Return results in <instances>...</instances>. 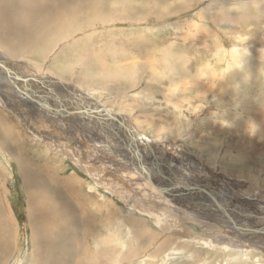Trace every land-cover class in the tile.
Here are the masks:
<instances>
[{"label": "rangeland", "instance_id": "rangeland-1", "mask_svg": "<svg viewBox=\"0 0 264 264\" xmlns=\"http://www.w3.org/2000/svg\"><path fill=\"white\" fill-rule=\"evenodd\" d=\"M154 1L147 2L140 21H108L110 29L106 32L100 29L104 21L97 12L94 14L95 10L85 12L79 20L67 25L72 32L75 28L73 36L80 34L77 45L72 40L61 42L50 54L54 56L48 58L27 52L25 59L11 57L0 46V61L9 62L13 69L10 70L22 76L28 73L48 82L47 87L53 96L45 87L37 88L32 82L29 85L32 84L39 96L30 92L25 84L17 83L16 88L9 83L8 75L0 72V99L11 108H6L0 101V130H6V135L0 137V207L9 217L0 218V227L4 226L1 230H10L7 231L9 238L4 235L6 232H1L4 234L0 238H7L11 243L5 250L1 238L0 248L4 249L0 250V264H264V110L259 106L264 103V0ZM160 3L162 5H158ZM94 19L97 20L93 23L97 24L94 30L98 29L94 36L97 44L90 41L82 47L86 43L85 33L93 28L83 23ZM237 36L245 37L248 43H236ZM115 39H121L115 47L123 56L104 55L107 65L115 68L123 63L128 76L137 68L140 71L137 72L138 82H141L139 87L130 89L122 85V93L118 96L116 85L110 86V92L98 89L95 93L82 87L80 83L86 79L79 75L80 71L76 72V77L72 76L73 79L68 77L72 82L62 79L68 74L61 67L62 63L68 65L79 57L81 60L86 58L87 50L96 55L100 47L109 46V41ZM12 45L11 42L9 47ZM247 48L249 56L245 51ZM167 52L169 57H165ZM91 60L85 59L84 62L88 65ZM241 62L245 64L243 72L235 71ZM176 65L178 69L171 72L170 67ZM227 73L231 74L226 78ZM96 75L86 77L92 80ZM51 91L59 96H54ZM83 104L87 108H94L97 104L122 113L121 117L139 134V139L143 137L145 140V145L141 142L139 145L147 165L153 167L148 148L151 145L155 154L166 153L164 159L168 163L175 161L178 170L174 175L178 179L181 176L177 174L184 172L185 168L194 173L197 171L196 177L191 179L207 184L205 187L211 185L233 219L221 214L211 198L201 195L199 190L193 195L189 190V197L185 195V199L182 195L181 198L174 195V192L179 193L175 189L166 192L142 189V185L136 184L137 178H142L128 158L131 150L127 137L104 114L99 120L69 114L83 109ZM18 112L20 115L29 112L27 117L32 123L36 122L35 125L20 118ZM249 119L260 126L256 137L247 134ZM222 120H227L233 127H224L220 123ZM36 126L40 128L39 132H36ZM69 139L78 143V148L74 146L76 152H73L72 145L69 146ZM57 150L67 151L75 158L80 155L93 165L112 167V171L118 169L116 174L119 177V172L126 179L134 177L136 189L141 186L139 191L143 197L153 193L158 200L151 208L161 210L174 223L165 216L166 220L159 219L150 210L146 214L140 213L131 206V199L123 196L121 191H113L118 185L112 184L111 191L100 186L88 172ZM160 154L156 156L160 157ZM22 164L35 169L44 180L49 175H56L54 189H60L58 183L64 184L63 189H75L73 192L67 189L72 195L66 190L62 193L65 200L67 197L77 206H71V211L77 212V223L72 224L69 218L64 220L62 216L58 218L56 205H43L49 215L46 217L41 212L35 235L28 214L29 197L37 196L40 191L25 188L20 172ZM165 174L166 177L169 175ZM184 175L188 174L184 172ZM184 182L190 185L189 178L186 177ZM45 183L48 187V180ZM104 213L107 219L103 218ZM232 221H236L240 228L233 229ZM246 228L247 231L253 229L254 234L243 233L247 232ZM202 236L207 241H203ZM211 239L219 245L210 244ZM37 240L42 249H46V254Z\"/></svg>", "mask_w": 264, "mask_h": 264}, {"label": "bare ground", "instance_id": "bare-ground-1", "mask_svg": "<svg viewBox=\"0 0 264 264\" xmlns=\"http://www.w3.org/2000/svg\"><path fill=\"white\" fill-rule=\"evenodd\" d=\"M150 0H0V46L6 50L7 54H10V56H20L22 57V59H25L24 57L26 56V52L27 53H33V54H40L41 56H45L46 58L50 57V56H54V55H50L52 54L53 51H55V49L58 47V45H60L59 43L61 42H65V41H70L72 40V42L74 41L75 45H77V41H79V36L80 34H77L75 36H73L75 28L72 29L73 32L71 30L67 29V25H69V22L71 21H77L80 18V15H83L85 12H88L90 10H95L94 14L99 15V18L103 19L104 21V26L107 27H101L100 29L102 31H109L110 29V24L108 23V21H113V20H117L118 23H123L125 21H140L141 17V11L145 10L146 8V4L147 2H149ZM156 1V0H155ZM154 1V2H155ZM158 3V2H157ZM158 5H162L161 3ZM138 7V9H137ZM166 7V6H165ZM151 9V8H150ZM97 12V13H96ZM138 13H140L138 15ZM155 14V13H154ZM97 15V16H98ZM153 14H151L152 16ZM155 17V16H154ZM98 18V17H97ZM139 18V20H138ZM148 18V17H145ZM92 19V18H91ZM100 19V20H101ZM97 20L94 19V21H90V22H84L83 24L85 26H90L93 27L91 30H89L87 33H85L86 35V43L83 44L82 47H86L87 44H91L92 43H96L95 39L96 37L95 34L98 33V29L96 28L94 30V26H96L97 24L93 25V23H96ZM100 24V23H99ZM102 24V25H103ZM78 27V26H77ZM117 27V24L115 25V28ZM114 29V28H113ZM86 31V30H85ZM79 33V31H78ZM82 34V33H81ZM109 37V36H108ZM91 38V39H88ZM121 40V39H120ZM120 40H114V41H109V46H103L100 47V51L98 54L94 55L92 54L90 51L87 50L88 55L86 56V58H83L81 60V58L77 57L78 60L76 62H70V64L67 65V63H62L61 67H63L65 73H68L66 76H62V79L65 81H70L72 82V80H70L69 78H71L72 76H75L78 72L80 71V76L85 77L86 81H82L80 83V85L86 89H92V91L95 93L96 91H98V89L101 90H105L110 92V86L111 85H116L118 88L116 90L117 95L119 96V94H121V86L123 85V88L126 86L127 88H134V87H139V85L141 84V82H138V78L139 75H137V72H140L139 70L137 71V68H135V72L133 74H130V76L127 75V71H125L124 65L123 63L121 64H117L115 68H113L111 65L108 66L107 62L105 60L104 55L107 57L108 55L112 56L113 58H118V57H122L121 53H119V48L115 47V43L116 44H120ZM108 41V40H107ZM106 41V42H107ZM13 43L12 48L9 47L10 43ZM67 43V42H66ZM97 44V43H96ZM102 44V43H101ZM69 45V44H68ZM73 47H75V45L72 43ZM69 45V46H72ZM85 45V46H84ZM95 45V44H94ZM96 46V45H95ZM117 46V45H116ZM24 48V49H23ZM66 48V47H65ZM61 49V48H60ZM58 50V49H57ZM107 50V51H106ZM60 51V50H59ZM104 51V52H103ZM106 51V52H105ZM65 52V51H63ZM62 52V53H63ZM21 53V54H20ZM24 53V54H22ZM58 53V52H57ZM129 53V52H127ZM124 54V53H123ZM137 55V54H136ZM8 56V57H10ZM10 57V58H11ZM56 57V56H55ZM165 57H169L168 52L165 54ZM137 57H134L133 59H135ZM164 58V57H163ZM12 59V58H11ZM85 59H92L91 62L87 65L85 61ZM167 59V58H165ZM27 60V59H26ZM168 60V59H167ZM134 62V61H133ZM9 62H5V61H0V72L5 73L6 76L8 75L9 78V83L13 84L15 86V84H25V86L27 88H29L30 92H34L35 95L39 96V94H36L37 91H35L32 88V84L35 85L37 88L38 87H45L44 89L46 90V92L50 93L49 89H48V82H45L43 79L36 78L30 75H20L17 72H13L11 70H13L10 66L8 65ZM13 63V62H12ZM35 63V62H34ZM136 63V60H135ZM134 63V66H136ZM150 65L154 64L152 62V60L149 62ZM152 63V64H151ZM149 65V64H148ZM92 66H94L92 68ZM78 67H81L80 70H77ZM43 68V67H41ZM11 69V70H10ZM28 69V67H27ZM39 69V68H38ZM46 69V68H45ZM155 69V68H154ZM178 69L177 65L176 66H171L170 67V71L175 73V71ZM77 70V71H76ZM24 71V70H23ZM142 71V70H141ZM33 72V71H32ZM31 72V73H32ZM3 74V75H5ZM18 74V75H17ZM36 74V73H34ZM43 74V73H42ZM55 74V73H54ZM91 74H97L96 77L94 79H87V75H91ZM20 75V77H19ZM21 76L24 78H21ZM51 76V75H50ZM69 77V78H68ZM76 77V76H75ZM12 78V79H10ZM74 77H72L73 79ZM53 80V79H52ZM84 80V79H83ZM128 80H130V82L128 83ZM31 85H29V83H31ZM215 85V84H214ZM19 86V85H17ZM17 86H15L16 88H18ZM198 87V86H197ZM214 87V86H213ZM20 88V87H19ZM215 88V87H214ZM42 89V88H41ZM126 89V88H125ZM19 90V89H18ZM80 90V89H79ZM129 90V89H128ZM134 90V89H132ZM25 92V91H24ZM43 92V91H42ZM52 92V91H51ZM126 92V91H125ZM130 92V91H128ZM23 93V91H22ZM45 93V92H44ZM100 93V92H99ZM52 94H54V96H59L55 93L52 92ZM88 94V93H87ZM101 94V93H100ZM28 95V94H27ZM48 95V94H47ZM51 95V93L49 94ZM52 96V95H51ZM88 96V95H87ZM28 97V96H27ZM42 97V96H41ZM53 97V96H52ZM84 98V97H83ZM48 99V98H47ZM90 100V99H89ZM0 101L2 102V104L4 106H6V108H9L11 110V108L6 104V102L2 101L0 99ZM12 101V100H11ZM15 101V100H14ZM91 101V100H90ZM21 102V101H20ZM35 102V101H34ZM45 102V101H44ZM71 102V101H70ZM14 103V102H13ZM16 103V102H15ZM59 103V102H58ZM63 103V102H62ZM34 104V103H33ZM40 104V103H39ZM65 104V103H64ZM47 105V104H45ZM44 105V106H45ZM84 105V104H83ZM93 105V104H92ZM41 106V105H40ZM175 106V105H174ZM36 107V106H35ZM74 109L76 108L73 105ZM91 107V106H90ZM49 108V107H48ZM56 108V107H55ZM102 107H98L97 104H95L94 108H87L83 107V109L81 110H76V111H70L69 114L74 115V114H78L77 111H84L86 110L87 112H91L92 114L96 111L99 110ZM47 109V108H46ZM53 109V108H52ZM23 110V109H22ZM33 110V109H32ZM35 110V109H34ZM41 110V109H40ZM50 110V109H49ZM13 111V109H12ZM25 111V110H24ZM23 111V112H24ZM53 111V110H52ZM106 112V109L100 110V114L98 115V118H102V114H104ZM111 111V109H110ZM177 111V110H176ZM15 112V110H14ZM51 112V111H50ZM16 113V112H15ZM21 113V112H20ZM27 113V112H26ZM23 113V115H20L19 112V116L20 118L24 119V121H27L28 123H31V125H35V123H32L31 119H29L27 117V115H29L30 113L28 112L27 114ZM35 113V112H34ZM112 115H110L109 117L113 120V122L115 123V125L117 126V129L121 131V133L123 135H125V137H127V139L129 140L130 144V150H131V154H129L128 157L131 164L134 166V171H136V173L143 179H139L137 178L136 184H140L142 185V189H157L155 185L157 186H161L164 187V189H175L176 191H179V193H175L174 195L179 196L180 198L183 196V198H187L189 197V189H191V193L190 195H193L197 192L196 189H204V191H202V193H200L201 195H208L211 200L213 201L215 208L217 210L222 211L221 214H224V216H226L229 219H233V217H229L230 214L232 213H227V208L224 207L222 205V203L219 201V198H217L215 190L213 189V187L211 185L208 184L207 187H205V185H203L202 183L196 181V180H192L191 177H196V173H194V171H190L188 168L184 169V172L188 175H184V172H182L181 174L178 173L177 175H180L181 179H178L179 177L174 175V173L176 172L175 170H178L177 167L175 166V161L171 163H168L167 160L164 159V156H166V153H159L157 152L156 154H160L161 156L158 158L155 154V152L152 150V148L149 146L148 142H146V144L149 146H147L149 148V155L152 157L150 159H152V162L150 164H153V167H150V165L147 163H145V159L144 158V152L142 153L139 142H141L140 144L145 145L144 144V138L142 137L141 139H139V134L135 131L132 130L133 128L131 127V125L129 124V122L127 120H124L121 115L119 113H115L112 112ZM17 114V113H16ZM26 114V115H25ZM32 114V113H31ZM47 115V114H46ZM56 115V114H55ZM64 115V114H63ZM66 115V114H65ZM70 115V117H71ZM105 115V114H104ZM35 116V115H34ZM59 116V114H58ZM81 116V115H79ZM124 116V115H123ZM126 116V115H125ZM124 116V117H125ZM37 117V116H35ZM47 117V116H46ZM50 117V115H49ZM52 117V116H51ZM54 117V116H53ZM57 117V116H56ZM93 118V117H92ZM210 118V117H209ZM36 119V118H35ZM94 119V118H93ZM108 119V118H107ZM20 120V119H19ZM58 120V119H57ZM99 120V119H98ZM94 121V120H93ZM137 121V120H136ZM39 122H44V121H39ZM110 122V121H109ZM26 123V122H25ZM139 123V122H138ZM27 124V123H26ZM41 124V123H40ZM43 124V123H42ZM41 124V125H42ZM133 124V123H132ZM140 124V123H139ZM142 124V123H141ZM32 125V126H33ZM40 125V127H41ZM112 125V124H111ZM38 126V125H37ZM35 127L36 132H39L38 127ZM140 126V125H139ZM28 127V126H27ZM44 127V126H43ZM47 127V126H46ZM110 127V126H109ZM62 128V127H61ZM2 130H0V137H3L6 135V130L1 128ZM28 129V128H27ZM44 129V128H43ZM20 133V132H19ZM49 133V132H48ZM54 133V132H53ZM57 133V132H56ZM34 134V133H33ZM37 134V133H36ZM100 134V133H99ZM69 134H67L66 136H68ZM75 135V134H74ZM73 135V138H74ZM80 135V133H79ZM121 136V135H120ZM33 137V136H32ZM46 137V136H45ZM53 137V136H52ZM55 137V136H54ZM57 137V136H56ZM78 137V136H77ZM12 138V137H11ZM42 138V137H41ZM39 138V139H41ZM51 138V137H50ZM59 138V137H58ZM36 139V138H35ZM61 139V138H60ZM75 139V138H74ZM74 139H69V146L72 148L77 147L76 145L78 144L77 142H75ZM56 140V139H54ZM54 140L52 141L54 143ZM29 141V140H28ZM42 141V140H41ZM47 141V140H46ZM77 141V140H76ZM88 141V140H87ZM96 141V140H95ZM25 142V141H24ZM44 142V141H43ZM79 142V141H78ZM89 142V141H88ZM67 143V142H66ZM124 143V142H123ZM56 144V143H55ZM58 144V143H57ZM81 144V143H79ZM44 145V144H43ZM141 145V146H142ZM48 146V145H47ZM55 146V145H54ZM59 146V145H58ZM86 146V145H85ZM109 146V145H108ZM129 146V145H128ZM62 147V146H61ZM93 147V146H92ZM18 148V147H17ZM53 148V146L51 147ZM78 148V147H77ZM128 148V147H127ZM19 149V148H18ZM50 149V148H49ZM54 149V148H53ZM70 151V148H68ZM84 149V148H83ZM136 149L138 151H136ZM76 148H74L73 152L75 151ZM87 149H85L84 152H86ZM93 150V149H92ZM126 150V149H125ZM57 151H61L62 153H64L66 156H68L69 158L72 159L73 162H75L77 164V166H79L82 170H85L86 172L89 173L90 176L93 177L94 181L96 183H98L100 186H103L106 189H111V185L115 184L118 185V187L113 190V191H121L122 194H124L123 196H127L128 199L132 200V205L134 206L133 208L137 209L140 213H148L150 211H153L157 214L159 219H170V222L172 221L174 223V220L172 218H170V216H165V213H163L161 210H155L154 208H151L153 206H155L157 204V201L152 194L147 195L145 197H143L140 194V187L139 190L136 189V185L134 184V177H130V179H126V177H122L121 173L120 177L116 174L118 169L114 171H112V167H108V166H103L102 164L99 165H93V163L91 164V162L89 160H87L86 158L81 159L79 156L80 155H76L77 158H75L74 155L68 153L67 151H62V150H57ZM56 151V153H57ZM101 151V148H100ZM60 152V153H61ZM72 152V150L70 151ZM117 152V151H116ZM126 152V151H125ZM103 153V152H102ZM101 153V154H102ZM63 154V155H64ZM75 154V153H74ZM96 154V152H95ZM124 154V153H123ZM171 154V153H170ZM97 155V154H96ZM122 155V154H121ZM175 155V154H174ZM98 156V155H97ZM96 156V157H97ZM118 156V155H117ZM74 159H73V158ZM124 157V156H123ZM91 158V157H90ZM103 158V157H102ZM188 158V157H187ZM186 158V159H187ZM111 159V158H109ZM108 159V160H109ZM181 159V157H180ZM126 160V159H125ZM128 160V159H127ZM160 160L165 161V163H162ZM103 161V160H102ZM119 161V160H118ZM117 161V162H118ZM96 162V161H95ZM189 162V161H188ZM120 163V162H119ZM75 164V165H76ZM85 164V165H83ZM171 164V165H170ZM190 164V163H189ZM114 167H117V164H112ZM183 165V164H182ZM21 169L20 172L23 176L24 179V184H25V188L26 189H38L40 192H38L37 196H31L29 197V203H30V207H29V220L32 224L33 230L35 235H37L38 232H36V227H37V223L41 221V217H39V215L41 214V212L47 217L48 212L46 210H44L43 205L44 206H49L50 204L56 205V216H62L65 217L63 218L64 220H68L67 218H69V221L72 222V224L77 223V220L75 218H77V212H72L71 211V206H75V208H77V206L66 197L65 200V195L62 193V191L67 189H71L72 192L73 188H67V189H63L64 184L58 183L57 187L60 189H54V185L56 184V175L52 174L49 175L47 177L46 180H48L49 182V186L47 187L45 181L43 179L42 176H40L35 169H29L26 168L23 164L20 165ZM179 166V163H178ZM184 166V165H183ZM191 166V165H190ZM161 167V168H160ZM179 168V167H178ZM182 168V167H181ZM56 171V170H55ZM57 172V171H56ZM92 172H96L95 174H93ZM139 172V173H138ZM192 172V173H191ZM165 173H169V175L166 177ZM199 173V172H198ZM201 173V172H200ZM133 174V173H132ZM135 174V173H134ZM157 174H159V178H157ZM165 174V175H164ZM171 174V175H170ZM194 175V176H191ZM200 175H204V174H200ZM54 176V177H53ZM126 176V175H125ZM199 176V175H198ZM201 176V177H202ZM189 178L190 181V185L186 184V182H184L185 178ZM157 178V180H156ZM204 179V178H202ZM200 179V180H202ZM208 179V178H207ZM141 180L144 182L141 183ZM206 180V179H205ZM78 181V180H77ZM161 181H163V184L161 183ZM140 182V183H137ZM207 182V181H206ZM150 185V186H149ZM99 186V187H100ZM109 186V187H108ZM152 187V188H151ZM65 188V187H64ZM113 188V186H112ZM215 188V187H214ZM250 188V187H249ZM109 189V190H110ZM164 189H158L160 192H162V190L164 192L169 191V190H164ZM216 189V188H215ZM111 191V190H110ZM72 192H66L68 195H72ZM114 193V192H113ZM143 193V192H142ZM151 193V192H150ZM173 192H170V194ZM229 192H227L228 194ZM118 194V193H117ZM130 194H132L133 196H131ZM166 194V193H165ZM232 194V193H231ZM182 195V196H180ZM187 197H186V196ZM199 195V194H198ZM230 194H228V198L231 199V197L229 196ZM41 196H44L43 198ZM148 196L149 199H148ZM41 197V198H40ZM169 197V196H167ZM233 197V196H232ZM40 198V199H39ZM124 198V197H123ZM182 198V199H183ZM223 199V198H222ZM131 200H129L131 202ZM141 200H143L142 202H140ZM169 200V199H168ZM172 200V199H171ZM170 200V201H171ZM234 200V199H233ZM239 200V199H238ZM150 201H152L153 203H151ZM228 202V201H227ZM237 202V201H236ZM239 202V201H238ZM172 203V202H171ZM234 203V202H233ZM240 203V202H239ZM249 203V201H248ZM138 204H144V205H138ZM217 204V205H216ZM231 205V204H230ZM144 207V208H141ZM229 206V204H228ZM65 207V208H63ZM141 208V209H140ZM214 208V207H213ZM236 208V207H235ZM38 209V212H37ZM140 209V210H139ZM230 209V208H229ZM64 210V211H63ZM210 210V209H209ZM99 212V210H97ZM54 212V211H53ZM219 212V211H218ZM55 213V212H54ZM43 215V216H44ZM49 215V214H48ZM89 215V214H88ZM106 213H104L103 218L107 219V217H105ZM107 215H109L107 213ZM214 215V214H213ZM236 215V214H235ZM241 215H243V213H241ZM244 215H246L244 213ZM53 216V215H52ZM165 216V218H163ZM216 216V215H215ZM54 217V216H53ZM182 217V215H181ZM223 217V216H222ZM0 218H7L8 214L6 212V210L4 209V211L1 210L0 207ZM49 218V217H48ZM56 218V217H54ZM59 218V217H58ZM57 218V220H58ZM61 219V218H60ZM89 219V218H88ZM165 219V220H166ZM54 221V219H52ZM56 220V219H55ZM180 220V219H179ZM178 220V221H179ZM161 221V220H160ZM176 221V222H178ZM264 221V220H263ZM2 222V221H1ZM8 222V221H7ZM4 223V222H2ZM172 223V224H173ZM229 223V222H228ZM240 223V222H239ZM60 224V222H59ZM169 224V223H168ZM170 223V227H173ZM179 224V223H178ZM232 228L233 229H238V227L240 226L236 221H232ZM1 225V224H0ZM5 225V223H4ZM64 225H67L66 223ZM7 226V225H6ZM43 226V225H42ZM53 226V224H52ZM74 226V225H73ZM167 226V225H166ZM243 226V225H242ZM264 226V225H263ZM4 227V226H3ZM2 226L0 227V233L1 232H6V236H8L7 231L9 229H7V231L2 229ZM10 227V226H7ZM6 227V228H7ZM54 227V226H53ZM56 227V226H55ZM90 227V226H88ZM175 227V226H174ZM261 227V226H260ZM79 227H77L78 229ZM240 228V227H239ZM243 229L245 227H242ZM85 229V228H84ZM177 229V228H174ZM242 229V230H243ZM261 229V228H260ZM12 230V229H11ZM57 230V229H56ZM87 230V229H86ZM166 230V229H165ZM173 230V229H172ZM187 231H189L188 229H186ZM248 230V228H246V231ZM10 231V230H9ZM78 231V230H77ZM174 231V230H173ZM186 231V232H187ZM253 229L250 228L249 231L247 232H243L247 235H252L253 233ZM59 232V231H58ZM239 232V231H237ZM242 232V231H241ZM190 233V232H189ZM188 233V234H189ZM0 234V235H2ZM12 234V233H11ZM62 234V232H61ZM186 234V233H185ZM34 236V234H33ZM64 236V235H63ZM76 236V235H75ZM209 236V235H208ZM12 237V235H11ZM36 237V236H35ZM34 237V240H35ZM46 237V236H45ZM71 237V236H70ZM79 237V236H78ZM184 237V235H183ZM203 237V236H202ZM2 238V237H1ZM0 238V240H1ZM9 238V236L7 237ZM5 240V238H2V241H4V247L5 250L10 248L11 243L9 242V239ZM38 238V236H37ZM36 238V239H37ZM59 238V237H58ZM214 238V237H213ZM249 238V237H248ZM197 239V238H195ZM200 239V238H199ZM250 239V238H249ZM11 240V239H10ZM203 241H207L205 240V237H203L202 239ZM210 241H213V239H211ZM1 242V241H0ZM38 243V240H37ZM35 244V243H34ZM39 244V243H38ZM63 244V243H62ZM210 244L217 246L219 244H217L215 241L211 242ZM217 244V245H216ZM40 245V244H39ZM41 246V245H40ZM60 246V245H59ZM8 247V248H7ZM39 247V246H38ZM49 248V247H48ZM54 248V247H53ZM4 249V248H0ZM40 250V247L38 248ZM42 249V246H41ZM44 249V250H43ZM43 253H45L44 251L46 250L45 248H43ZM66 249H68L66 247ZM41 251V250H40ZM39 252V251H38ZM37 252V253H38ZM2 253V251H1ZM42 253V251H41ZM46 254V253H45ZM2 255V254H1ZM0 255V256H1ZM48 256V255H47ZM65 256V255H64ZM35 257V256H34ZM40 258V257H39ZM55 259V258H54ZM65 259V258H64ZM63 259V260H64ZM41 260V259H40ZM39 260V261H40ZM62 260V259H61ZM54 261V260H53ZM59 262V261H58ZM69 262V261H67ZM45 263V262H44ZM43 263V264H44ZM64 263V262H62ZM21 264V263H20ZM41 264V263H40Z\"/></svg>", "mask_w": 264, "mask_h": 264}, {"label": "clouds", "instance_id": "clouds-1", "mask_svg": "<svg viewBox=\"0 0 264 264\" xmlns=\"http://www.w3.org/2000/svg\"><path fill=\"white\" fill-rule=\"evenodd\" d=\"M236 43L241 44V45H244V44H247L248 43V39H246L243 36H237L236 37ZM245 51L247 52V55L249 56L250 55L249 49L247 48V49H245ZM244 68H245V64L243 62H241L240 65H239V67L236 68V69H234V70L235 71L243 72ZM230 74L231 73H227L226 74V78ZM243 82L246 83L245 80H243ZM237 88H239V85H237ZM259 106L261 107L262 110H264V103L260 104ZM220 123L224 127H233V125L230 122H228L227 120H222V121H220ZM246 131H247V134L250 137H256L258 135V133L260 132V126L254 120L249 119L247 121Z\"/></svg>", "mask_w": 264, "mask_h": 264}, {"label": "water", "instance_id": "water-1", "mask_svg": "<svg viewBox=\"0 0 264 264\" xmlns=\"http://www.w3.org/2000/svg\"><path fill=\"white\" fill-rule=\"evenodd\" d=\"M103 109H106V112L104 111L105 112L104 114L106 116L112 115L111 111L109 109L105 108V107L100 108L99 110H96L93 114L91 112H87L86 110H84V111H77V113L78 114H81L82 116H85V117H95L96 119H98V115L101 113L100 110H103ZM136 151H138V150L136 149ZM155 186H156L157 189H164V187L157 186V185H155ZM164 190H169V191L171 190V191H173V189H164ZM189 190H191V189H189ZM196 190L204 191V189H196ZM192 227H194V226H192Z\"/></svg>", "mask_w": 264, "mask_h": 264}]
</instances>
